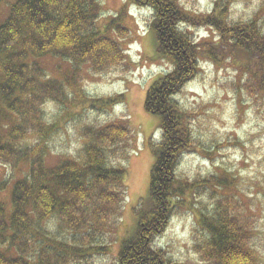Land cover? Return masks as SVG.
Listing matches in <instances>:
<instances>
[{
    "label": "trees",
    "instance_id": "trees-1",
    "mask_svg": "<svg viewBox=\"0 0 264 264\" xmlns=\"http://www.w3.org/2000/svg\"><path fill=\"white\" fill-rule=\"evenodd\" d=\"M128 1L152 11L157 58L168 61L171 69L158 75L145 95L144 109L159 117L161 130L160 143L151 146V204L145 209L140 206L135 234L121 242L117 264H170L153 243L174 210L186 203L183 198L190 197L186 191L196 184L216 188L224 200L211 194V209L198 216L204 235L193 245L195 253L211 264H256L250 251L251 229L239 221L226 200L233 184H227L225 176H210L189 186L176 181L179 159L194 143L187 124L189 112L174 97L200 74L202 61H222L217 53L242 59L249 80L255 82V93L264 95V29L254 19L229 21L228 11L217 3L213 13L198 16L176 0ZM100 10L98 0H15L0 24V116L5 112L3 117L14 119L5 126V135L0 133V164L13 169L20 163L27 165V171L12 183L10 205L0 201V264H83L93 256L106 255L107 246L98 244L106 242L104 230L126 193V171L113 165L115 155L107 153L124 143L130 130L120 120L98 131L85 130L79 157H61L48 167L47 142L53 128L43 109L49 103H63L71 85L70 80L46 77L37 62L59 58L74 72L88 66L94 73L126 63L120 43L126 29L115 21L104 31L97 28ZM201 27L218 40L214 36L195 40L190 30ZM113 30L116 38L108 37ZM75 91L74 101L83 97ZM120 99L96 103L110 107ZM31 134L38 138L36 143L24 145ZM52 221L60 232L71 235L70 244L57 241L47 228Z\"/></svg>",
    "mask_w": 264,
    "mask_h": 264
},
{
    "label": "rangeland",
    "instance_id": "rangeland-1",
    "mask_svg": "<svg viewBox=\"0 0 264 264\" xmlns=\"http://www.w3.org/2000/svg\"><path fill=\"white\" fill-rule=\"evenodd\" d=\"M98 1L101 10L97 28L104 31L106 25L115 21L126 29L125 38L120 41L127 56L125 65L94 73L88 66H80L74 72L68 62L59 58L45 57L37 62L46 77L64 83L70 80L71 85L66 87L63 103H49L43 109L48 126L53 128L47 142L51 151L45 160L48 167L61 157L78 158L84 145L85 130L98 131L117 120L125 122L130 130L124 143L107 153L115 155L111 157L113 165L126 171V193L104 230L106 242L103 244L101 240L98 244L107 246L106 255L93 256L83 263L117 264L121 242L135 234L140 206L145 209L151 204L149 179L154 163L151 146L160 143L161 130L159 117L144 109L145 95L158 75L168 72L171 65L157 58L155 34L150 28L151 10L130 6L128 0ZM176 1L198 16L213 13L217 3L228 11L229 21L239 23L254 19L264 29V0ZM14 2L1 1L0 24L8 17ZM190 32L195 40L208 41V36L218 40L217 35L211 34L206 27ZM114 33L113 30L107 35L116 38ZM217 54L221 55L222 61H202L200 74L174 97L179 107L189 112L187 124L194 143L193 148L180 157L175 177L176 181L189 186L210 176H225L227 184H233L227 191L226 200L239 221L251 229L249 243L253 244L250 251L254 262L264 264V95L255 93V82L249 80L242 59L227 53ZM75 89L86 98L74 101ZM118 96L122 99L110 107L96 103V100L100 102ZM4 114L0 116L3 136L5 126L14 122L10 116L3 117ZM32 134L24 145L36 143L38 138ZM16 167L0 164V201L7 207L13 181L27 171L24 163ZM186 194L190 197L183 198L186 203L174 210L153 246L164 252L170 264H211L193 250V245L204 235L197 218L211 209V194V198L222 202L224 198L216 188L202 184H196ZM47 228L52 230L57 241L70 244L71 235L60 232L56 222H48Z\"/></svg>",
    "mask_w": 264,
    "mask_h": 264
}]
</instances>
